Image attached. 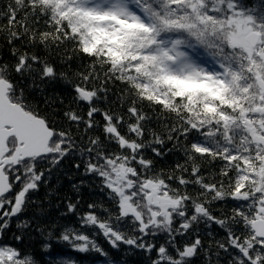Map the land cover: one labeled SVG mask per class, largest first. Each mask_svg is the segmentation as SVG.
I'll return each mask as SVG.
<instances>
[{
    "label": "snow or ice",
    "instance_id": "snow-or-ice-1",
    "mask_svg": "<svg viewBox=\"0 0 264 264\" xmlns=\"http://www.w3.org/2000/svg\"><path fill=\"white\" fill-rule=\"evenodd\" d=\"M69 157L53 222L30 194ZM32 233L50 264H77L53 244L127 264L101 237L146 264H264V0H0V264H40Z\"/></svg>",
    "mask_w": 264,
    "mask_h": 264
},
{
    "label": "trees",
    "instance_id": "trees-1",
    "mask_svg": "<svg viewBox=\"0 0 264 264\" xmlns=\"http://www.w3.org/2000/svg\"><path fill=\"white\" fill-rule=\"evenodd\" d=\"M56 90L60 91L62 95H66L67 98L65 100V103H67V99L70 98V90H66L65 86L63 85H57ZM73 162L74 161L71 157L66 159L61 165L63 172H61L60 170H55L52 173L50 184L47 187L44 184H41L39 192L30 194V199L35 197L37 200L43 201V207L47 211L48 219L53 222H64V220L59 219L60 214L65 211L63 198L66 195H70L73 199H75V193L71 191L70 182L68 181L64 173L71 175L74 181H78L83 178L78 172L75 171V169L72 168ZM165 163L166 161H161L159 166H164ZM46 166L47 165H40V167ZM47 178L48 177L46 174L45 179ZM86 179H88L90 183L82 187L80 190L81 197L84 202L82 206H86L87 203L102 198V194L99 192V189L95 188L94 185L91 184L92 178L89 177ZM49 188H54L55 192L47 199H45L46 193L49 191ZM217 207H219V205H217ZM34 209V205H29L21 218H23L24 216L31 217L34 214ZM68 219H74V217H69ZM15 223L16 221L14 219L11 228L4 234L5 241L11 240L13 233L16 232ZM216 231L219 230L216 229ZM222 234L223 233H221V235ZM40 240L41 238L39 235H37L36 233H32L30 236H26L24 246L30 248L36 253V258L40 262V264H50L48 254H44L40 251ZM159 242H162V238H160ZM99 243L109 253V259L120 261L123 258L126 259L127 264H146V258L144 253L142 252H135L133 255L125 256V253L127 251L125 246L121 245L119 250L113 249L102 237L99 239ZM58 255L72 256L76 259L77 264H101V262L105 259L95 252L76 253L68 249L67 246L53 244L51 252L52 259L54 260ZM194 264H200V261L197 260L194 262Z\"/></svg>",
    "mask_w": 264,
    "mask_h": 264
}]
</instances>
